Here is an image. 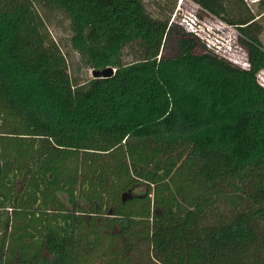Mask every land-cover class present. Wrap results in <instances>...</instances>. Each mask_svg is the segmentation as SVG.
I'll return each instance as SVG.
<instances>
[{
	"label": "trees",
	"instance_id": "16d2710c",
	"mask_svg": "<svg viewBox=\"0 0 264 264\" xmlns=\"http://www.w3.org/2000/svg\"><path fill=\"white\" fill-rule=\"evenodd\" d=\"M191 1L235 27L247 67L170 20L176 0L154 13L143 0H0L1 170L59 175L73 198L78 180L114 209L108 232L93 223L92 248L74 249L67 215L54 221L71 241L60 264H264L262 12ZM44 9L66 16L85 67L114 73L73 78ZM135 183L146 194L124 199Z\"/></svg>",
	"mask_w": 264,
	"mask_h": 264
},
{
	"label": "flooded vegetation",
	"instance_id": "af4514ba",
	"mask_svg": "<svg viewBox=\"0 0 264 264\" xmlns=\"http://www.w3.org/2000/svg\"><path fill=\"white\" fill-rule=\"evenodd\" d=\"M3 163L0 161V264H60L62 252L59 249L71 242L70 234L62 235L61 227L56 229L54 226V221L63 223V215L69 218L66 221L68 231L74 232L75 250L92 248L93 223L97 222V228L108 232L110 224L107 219L113 216V206L105 201L102 205L96 200L90 203L79 194L78 180L73 198L68 179L59 175L55 179L53 173L47 171L6 172L1 170L5 166ZM109 185L107 179L105 186ZM146 190L144 184L135 183L123 192V198L144 196ZM80 215L86 221L84 238L88 240L81 246L78 225H73ZM71 256L74 259L76 255Z\"/></svg>",
	"mask_w": 264,
	"mask_h": 264
},
{
	"label": "rangeland",
	"instance_id": "374dc122",
	"mask_svg": "<svg viewBox=\"0 0 264 264\" xmlns=\"http://www.w3.org/2000/svg\"><path fill=\"white\" fill-rule=\"evenodd\" d=\"M154 1L157 0H143L146 9L152 13L156 12L157 9ZM245 2L254 14L262 12L257 21L260 26L259 37L264 42V8L261 7L263 6L262 0H245ZM42 15L50 36L59 44L62 53L66 57L70 75L78 79L79 82L91 78L93 68L85 67L80 62L78 55L69 46L70 27L66 16L60 12L48 9L42 10ZM190 18L197 27L199 37L210 46L211 50L241 67L248 66L246 50L239 44L238 31L235 27L228 25L218 16L201 9L191 0H176L170 20L184 28L182 24L185 20L191 21ZM136 46L134 44L124 48L123 58L125 61L133 60ZM112 68L115 71V67L112 66ZM257 79L264 85V68L258 72Z\"/></svg>",
	"mask_w": 264,
	"mask_h": 264
},
{
	"label": "water",
	"instance_id": "95a60500",
	"mask_svg": "<svg viewBox=\"0 0 264 264\" xmlns=\"http://www.w3.org/2000/svg\"><path fill=\"white\" fill-rule=\"evenodd\" d=\"M114 73V70L111 66H107L103 69H93L92 70V77H108L111 76Z\"/></svg>",
	"mask_w": 264,
	"mask_h": 264
},
{
	"label": "built area",
	"instance_id": "2783aa9c",
	"mask_svg": "<svg viewBox=\"0 0 264 264\" xmlns=\"http://www.w3.org/2000/svg\"><path fill=\"white\" fill-rule=\"evenodd\" d=\"M191 20V19H190ZM182 24V23H181ZM182 25H184V29L186 30V31H188V32H192V33H194V34H196L197 36H199L198 35V33H197V27H196V25L194 24V22H192V21H184V23L182 24ZM207 45V44H206ZM207 47L209 48L210 46H208L207 45Z\"/></svg>",
	"mask_w": 264,
	"mask_h": 264
},
{
	"label": "clouds",
	"instance_id": "9594fccd",
	"mask_svg": "<svg viewBox=\"0 0 264 264\" xmlns=\"http://www.w3.org/2000/svg\"><path fill=\"white\" fill-rule=\"evenodd\" d=\"M191 19V18H190ZM192 21V20H191Z\"/></svg>",
	"mask_w": 264,
	"mask_h": 264
}]
</instances>
